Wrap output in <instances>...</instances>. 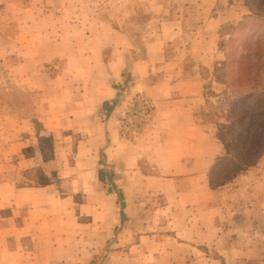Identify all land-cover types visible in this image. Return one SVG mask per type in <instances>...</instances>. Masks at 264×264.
<instances>
[{
  "label": "rangeland",
  "instance_id": "rangeland-1",
  "mask_svg": "<svg viewBox=\"0 0 264 264\" xmlns=\"http://www.w3.org/2000/svg\"><path fill=\"white\" fill-rule=\"evenodd\" d=\"M225 12L236 20L213 17ZM249 14L244 0H0V206L6 194L23 186L59 189L73 206L88 201V252H74L81 259L67 264H264V153L258 165L228 180V160L215 167L211 183L224 186L216 197L217 236L208 246L180 242L183 233L178 244L170 238L164 244L163 235L173 234V214L163 210L161 182L149 178L156 174L149 161L126 169L125 159L129 148L159 139L151 131L154 92L143 87L182 70L223 77V47ZM192 45L197 53L189 55ZM199 55L210 56L216 71L197 69ZM212 88L218 90L204 83L207 102L196 116L217 131L226 123L225 97ZM113 90L117 102L102 99ZM250 108L246 100L232 112L248 110L254 129ZM117 190L123 207L105 195L115 192L117 199ZM13 214L17 221L23 215ZM188 214L176 213V223L189 219L194 226L197 213ZM2 220L0 229L9 218ZM72 221L76 230L85 223ZM145 234L155 237L134 245ZM144 253L153 258L134 257ZM167 253L174 255L154 258Z\"/></svg>",
  "mask_w": 264,
  "mask_h": 264
},
{
  "label": "crops",
  "instance_id": "crops-1",
  "mask_svg": "<svg viewBox=\"0 0 264 264\" xmlns=\"http://www.w3.org/2000/svg\"><path fill=\"white\" fill-rule=\"evenodd\" d=\"M227 15L229 12H225L224 17L220 14L213 17L218 21H220L219 17L223 18V23L236 20L228 19ZM211 21L214 22V19ZM208 23L205 22V25ZM188 53L189 55L197 53L195 45H192ZM195 59L197 69L202 67L209 72L215 70V64L210 56L199 55ZM192 73L182 70L180 75L172 78L173 80L163 79L143 87L147 92H154L151 131L158 134L159 139L129 148V154L125 158L128 166L126 169H137L139 164L149 161L153 166L152 170L156 173L151 174L153 176L149 178L161 182L158 191L163 200V210L169 215L173 214L170 216L173 224H168L171 225L169 228L172 229L173 234L171 232L169 235H163L162 241L165 245H168L167 238H170L171 243L178 244L176 237L179 233L184 235L182 238L184 241L180 240V242L205 246L213 244L217 236L214 217L221 212V205L216 203V197L224 185L214 187L211 176L217 166V160L225 155L224 146L216 137L215 126L212 123L199 121L196 113L207 102L203 94L204 83L210 82L211 86L217 88L216 92L212 88L214 95L219 94L217 96H221L222 99L230 94V90L225 84L212 78L211 73L207 79L200 77L194 71ZM141 84L143 83H139L137 87ZM114 93V90L108 92L105 98L102 96V99L117 102ZM83 149L80 144L77 146V152L82 153ZM116 149L119 153L123 148L119 146ZM137 149L142 150L137 152ZM80 159L87 160V157L81 156ZM49 189L23 186L15 187L10 194H4L5 204L0 206V221L9 218V222L0 229V264H67L69 260L81 259L78 254L74 257V252L82 253L85 250L83 255L86 256L90 245L88 238L85 237L88 235L86 231L88 201H81L77 206H73L69 198L67 200L66 192ZM104 194L101 193L99 196L104 197ZM105 195L114 199V207H116L115 192ZM9 209L12 210L11 214L4 217V210L7 212ZM15 211L23 214L18 221L13 214ZM78 212L81 216L85 215V218H76ZM179 212L189 214L196 212L198 216L196 224L193 226L189 219L187 222L176 223L175 214ZM74 215L76 216L73 217ZM98 216V209L95 208L92 219L95 218L96 221ZM203 217H213V219L205 220ZM73 218L75 221L85 223L83 226L78 225L79 229L76 230L77 222L72 224ZM94 223L95 228L98 229L97 222ZM150 237L155 236L145 234L139 237L134 245L149 243L153 239ZM163 255L154 258L167 260L174 254ZM134 257H139V260L142 258L149 260L148 257L153 258V254L144 253Z\"/></svg>",
  "mask_w": 264,
  "mask_h": 264
},
{
  "label": "trees",
  "instance_id": "trees-1",
  "mask_svg": "<svg viewBox=\"0 0 264 264\" xmlns=\"http://www.w3.org/2000/svg\"><path fill=\"white\" fill-rule=\"evenodd\" d=\"M250 14L243 17L234 26L232 36L224 45V63L220 73L223 77L215 76V80L225 84L230 94L225 95L222 109L225 124H221L216 137L223 143L227 155L217 160H228L226 180L239 172L254 167L264 152V0H244ZM216 71V70H215ZM257 79L251 80L252 75ZM250 100L254 125L246 118L248 110L234 114L235 106ZM231 104V108L228 105ZM108 104H103L106 110ZM255 110L259 112L255 113ZM236 121L237 123H234ZM237 124V128L235 127ZM222 128L226 131L222 132ZM235 143V144H234ZM107 174H99L98 179L104 183ZM110 193V191H109ZM117 204L123 207V196L117 190ZM122 216V215H121Z\"/></svg>",
  "mask_w": 264,
  "mask_h": 264
}]
</instances>
